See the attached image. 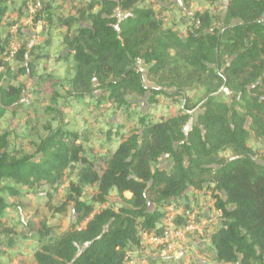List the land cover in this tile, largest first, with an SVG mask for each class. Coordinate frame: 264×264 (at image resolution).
Here are the masks:
<instances>
[{
	"label": "trees",
	"instance_id": "obj_1",
	"mask_svg": "<svg viewBox=\"0 0 264 264\" xmlns=\"http://www.w3.org/2000/svg\"><path fill=\"white\" fill-rule=\"evenodd\" d=\"M181 2L0 0V264H126L208 203L190 263L264 264V0Z\"/></svg>",
	"mask_w": 264,
	"mask_h": 264
},
{
	"label": "built area",
	"instance_id": "obj_2",
	"mask_svg": "<svg viewBox=\"0 0 264 264\" xmlns=\"http://www.w3.org/2000/svg\"><path fill=\"white\" fill-rule=\"evenodd\" d=\"M167 212L161 233L142 232L141 246L146 249L128 252L126 264H191L188 255L195 253L193 246L202 243L207 234L211 235L222 224L224 216L222 209L208 203L202 213L198 210L189 212L186 222L178 227V220L184 217L183 210L170 206Z\"/></svg>",
	"mask_w": 264,
	"mask_h": 264
},
{
	"label": "rangeland",
	"instance_id": "obj_3",
	"mask_svg": "<svg viewBox=\"0 0 264 264\" xmlns=\"http://www.w3.org/2000/svg\"><path fill=\"white\" fill-rule=\"evenodd\" d=\"M158 1H161V0H158ZM172 3H175L178 7L185 9V6L181 2V0H172ZM223 3L226 5V0ZM192 7H193V2L190 4V10L191 11H192ZM117 17H119L120 19L124 18L119 13H117ZM23 27H24L25 31L27 33H29L32 43H36L38 41L37 33L41 29L40 26L37 29H33L30 23L29 24L26 23L25 25H23ZM217 29L220 30V28H217ZM137 67H138V71L142 74L144 81L145 82L148 81L149 75H148V72L144 70L143 65L139 64ZM167 71H168L167 72L168 73L167 78H169L168 81L170 82V81H172V79H173L172 77H174V74H177V73L183 74L184 71H191V70H189L188 67H186V65L184 64V62L181 60L180 57L179 58L175 57L174 59L170 60ZM156 79H154V80H156ZM168 81H167V83H168ZM195 85H196V83H195ZM28 87H30V84L28 85ZM192 87L195 89V94H194L193 99L190 101V107H192L191 111H193V112L191 114L193 115V121H194L196 119V115L199 113L201 101L207 96L208 87H207V85H202V84L196 85V86H194V84H193ZM219 91H220L219 94H217L218 96H221L223 94H228L226 91H221V90H219ZM133 98H135V96H133ZM167 159L168 158L163 159L161 166H163V167L167 166ZM126 196L128 198L131 197L129 194H126ZM69 226H70V223L65 222L64 228L61 230L66 231L69 228ZM203 257H207V256H201V258H203Z\"/></svg>",
	"mask_w": 264,
	"mask_h": 264
},
{
	"label": "water",
	"instance_id": "obj_4",
	"mask_svg": "<svg viewBox=\"0 0 264 264\" xmlns=\"http://www.w3.org/2000/svg\"><path fill=\"white\" fill-rule=\"evenodd\" d=\"M226 8H227V5L225 6V11H226ZM188 130H189V127L187 128V132H188ZM262 164H264V163H262Z\"/></svg>",
	"mask_w": 264,
	"mask_h": 264
},
{
	"label": "crops",
	"instance_id": "obj_5",
	"mask_svg": "<svg viewBox=\"0 0 264 264\" xmlns=\"http://www.w3.org/2000/svg\"><path fill=\"white\" fill-rule=\"evenodd\" d=\"M193 7H194V5H193ZM193 7H192V8H193ZM127 194H129V193H127ZM129 195L131 196V194H129Z\"/></svg>",
	"mask_w": 264,
	"mask_h": 264
}]
</instances>
